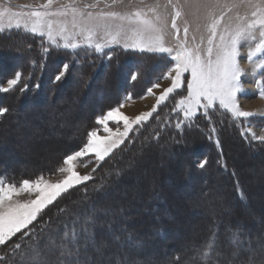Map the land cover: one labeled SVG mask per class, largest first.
<instances>
[{
    "label": "rangeland",
    "instance_id": "obj_1",
    "mask_svg": "<svg viewBox=\"0 0 264 264\" xmlns=\"http://www.w3.org/2000/svg\"><path fill=\"white\" fill-rule=\"evenodd\" d=\"M70 2L71 0H54L50 8L43 9L40 8V5L46 3V0H0V9L7 7L12 12L21 13V16L13 18V23L16 19H19L22 25L20 29H5V31L0 32V42L12 33V42L17 43L15 46L13 45L12 49L14 50H11L12 52L9 51L11 49L10 44L6 45L5 48H8V50L4 48V55H0V83H4L11 78L16 71L22 72V66H29L31 58L24 56L23 60V56H21V52L26 49L24 46L26 43L24 42L28 38L32 39L30 42L36 48L41 49V45L48 48L43 78L40 77V74H31V71H27V74L22 73V82L31 84L30 87L34 84L33 82L37 84L40 82L38 89L43 92L41 99L35 101L31 98L33 92H35L34 90L29 91L31 101L25 102H22L21 95L17 97V94L9 98L10 100L5 98L7 94H11L13 91L0 92V107L9 106L10 108V112L0 116V124H2L0 125V146L13 145L14 149L22 154L18 156L15 153L16 151L11 153L0 148V159L10 158L4 164L0 163V172L7 169L6 165L11 164L12 169L8 168L10 175H15L18 173L17 171L26 173L36 170L35 172H42H34L35 175L31 177L22 175L26 179H33L43 173L45 178L52 182L61 180L64 174L57 172L56 169L62 166L63 158L66 155L80 150V146L76 149L68 147L65 141L72 142L79 133L82 136V125L88 122L89 117L92 115L87 111V106L91 105V107L99 109L122 100L123 107H120V111L134 119L143 112L151 111L163 89L170 86V80H157V77L165 73L174 63L167 53L141 52L131 48L124 49L122 46L123 41H121V44H113L104 48L101 52H97L94 45L96 42H103V31L93 38L92 46H88L83 42L81 36L73 35L78 30L72 27L71 12L67 16L48 18L54 21L53 35L56 38V44H52L48 40L46 30L45 35L41 36L39 33L34 34L23 28L24 23L28 24L29 29L32 24V20L24 16V13H30L33 10L56 11L65 8ZM93 3L94 0H76V3L72 6L85 12H91L93 16H98L101 12L125 14L136 9L147 11L148 7L157 5V0H142V2L141 0H131V2L130 0H123L122 3L114 5L110 4V0H108V3L101 0L97 6L85 8V5ZM165 6L166 0H159L157 11L162 12L167 20V24L163 28L164 45L175 49L178 40L175 31L171 28V17L174 15V11L171 5ZM209 9H211V13L216 15H220L221 12L226 13L221 28L227 23L235 27L239 23L237 13L246 16L250 15L252 10L247 5H239L234 7L232 11H227V8L221 5L185 4L181 0L179 10L182 15L177 19V26L181 29L180 39L183 40V27L187 22L189 47H194L203 40L201 49H206L208 36L206 25L211 14ZM149 15L152 16L153 14L149 13ZM104 22L110 26V30L113 32L122 23L127 27L126 22H122L118 18H107ZM3 23L5 25L8 23L7 17L4 18ZM64 24L67 25V31L64 35L68 36L73 42L79 43L80 47L76 49L63 47L64 39L56 33ZM57 50L79 54L87 53L86 55L92 53L103 59V76H99L92 81L83 80V85L85 82L98 83L99 85L95 86L97 91L85 93L84 90L80 89L81 81L74 78L76 73L71 75L69 71L62 77L66 80L63 87L62 78L60 81L55 80V76L63 69L62 61L58 60L56 56ZM49 51L52 53L48 54ZM119 52L122 54H137L140 58L134 57L135 60L129 59V61L125 58L126 62H122V65H120L121 72L113 76L110 71L114 66L109 61L111 59L108 56ZM145 54L147 57H151L143 58L142 55ZM174 54L173 52L172 55L174 56ZM35 55L38 56V53H35ZM246 57L247 50L244 46L241 47L240 63L245 70V75L241 77L242 90L237 93V100L241 109L254 112L256 114L254 117L237 119L233 117L230 111L224 109L229 113L236 127H223L217 123L213 127L207 124L209 131L206 132L210 137H213L214 146L203 145L195 134L191 133L187 136H185V133H179L176 138L166 136L160 142H155L153 136L147 132L140 140L138 139L144 147H138L133 152L119 156L115 162L117 166L111 168L106 173V177L94 185L91 190L86 189L89 194L84 195L81 193L72 195V197H63L67 192L82 184L69 189L44 210L42 216L38 218L39 222L51 217V225L55 228L61 221L71 219L74 214H84L90 211L91 206L94 204L97 207L104 206L117 211L123 209L130 230L135 231L137 235L147 241L143 254L139 257V259L145 261V264H168V260L180 252L185 245L203 240L208 235V229L214 218L222 221L223 224L235 225L241 222L252 224V227L247 230L253 234V244H255L261 234H264V231L262 232L264 230V143L252 141L250 133L241 135V131L243 128L248 127V121H251L253 131L257 135H264V99L258 95L259 89L253 83L252 65ZM33 58H35L34 55ZM81 58L83 59L82 56ZM137 68H139L140 75L137 80L133 81L131 80V72ZM67 75L70 76V79H66ZM102 83L104 87L110 88V92L107 93L106 89L101 91ZM153 83H159L161 86L153 88V94H148L147 89ZM142 89H146L144 94H142ZM66 90H71V92H66ZM175 93L176 95L172 99L169 109L163 112L162 121L169 120L173 113L175 125L183 121L181 130L198 124L196 120L203 114V109L198 110L191 120H185L183 112L179 109L175 112L172 111L180 96L186 95V91L180 89ZM162 104L157 107V110ZM59 106L64 110H62L60 116L56 117L57 110L54 111V108ZM37 107L38 111L36 113L30 111ZM39 108L43 110L42 113ZM215 109L219 110L218 105ZM48 112L52 115L46 121L48 123L46 125L43 123H45V114ZM72 112H76L77 116H70ZM211 112L212 109L209 110V113ZM64 114L66 115L64 116ZM103 114L105 113L101 115ZM210 116L214 122L217 121L216 115L211 114ZM142 124L144 122L133 125L128 137L124 138V142ZM43 126L42 131H39ZM108 126L113 131L117 128L123 131L124 128L123 121H109ZM211 128H215L216 131L211 132ZM95 129L98 130V135L101 137L108 135L102 125L97 124ZM58 138L62 142L54 141ZM4 139L8 142L2 144L1 140ZM46 139L48 140L46 141ZM217 140L220 149L224 150L226 156L222 163L223 166L220 167H217L215 163V152L218 149ZM175 144H180L181 148L187 150L180 151V149H177L174 151L170 146ZM187 144L189 147H187ZM247 148H250V150ZM204 152L210 155L209 161L204 156ZM112 153L106 156L103 161L97 160L94 153H89L82 160L76 162L75 170L80 175H90L93 178L96 176L99 165ZM57 157L60 158L54 164ZM178 157H181L182 160L177 162ZM202 160H206L207 163L203 168H200L197 165ZM46 167H49L48 171ZM203 169L205 170L203 171ZM115 176L124 177L114 179ZM16 182L19 184L20 181ZM241 192L243 198H241ZM22 198L27 199L29 197L25 194ZM161 198L164 201L160 200ZM166 200L170 202L167 203ZM173 202L178 203V205H173ZM155 203H158V206H155ZM61 208L66 209V211L59 212ZM152 213L157 214L156 217H150L149 215ZM159 227H162L166 234L163 240H160L159 235L156 234ZM261 242H264V240H261Z\"/></svg>",
    "mask_w": 264,
    "mask_h": 264
},
{
    "label": "snow or ice",
    "instance_id": "obj_2",
    "mask_svg": "<svg viewBox=\"0 0 264 264\" xmlns=\"http://www.w3.org/2000/svg\"><path fill=\"white\" fill-rule=\"evenodd\" d=\"M100 2L101 0H94L93 4L85 5V8L95 7ZM122 2L123 0H110L112 5ZM180 2L181 0H166V6L171 5L174 11L171 28L178 40L175 49L164 45L163 28L167 20L162 12L157 11L159 0L155 7H148L147 11L136 9L125 14L101 12L98 16H93L91 12L72 6L76 0H71L68 6L56 11L33 10L23 14L32 20L30 29L27 23H24L23 28L41 36L45 35L46 30L48 40L52 44H56L53 35L54 21L48 18L67 16L71 12L72 27L78 30L73 35L81 36L88 46H92L93 38L103 31V42H96L94 45L97 52L123 41L124 49L167 53L174 63L157 77V80L167 79L171 83L157 97L151 111L131 119L120 111V107H123L121 104L96 118V123L102 125L108 135L99 136L97 129L89 131L82 148L66 155L62 166L56 169L64 174L61 180L52 182L41 173L33 179H23L17 184L0 177V252L3 253L0 255V264H145L139 257L142 256L147 241L130 230L123 209L117 211L94 204L90 211L74 214L71 219L61 221L55 228L51 225V217L42 223L38 218L61 194L92 178L90 175H80L75 170L77 161L89 153H94L97 160L103 161L124 142L133 125L148 121L153 112L157 111V107L177 90L185 89L186 95L180 96L172 111L181 110L185 120H191L198 110L203 109V115L211 121L209 110L215 109L217 105L230 111L237 119L256 115L241 109L237 93L242 90L241 77L245 75L240 63L241 47L246 46V59L252 65L253 83L259 89V97L264 99V0H183L185 4L221 5L226 7L227 11H232L239 5H247L252 9L250 15L241 16L237 13L239 23L235 27L227 23L223 28L221 25L226 13L216 15L209 9L211 14L206 25L207 47L204 50L201 49L203 40L194 47L188 46L187 22L183 27L184 39H180L181 29L177 26V19L182 15L179 10ZM53 3L54 0H46L40 8L48 9ZM105 3H108V0H105ZM149 13L153 15L150 16ZM19 16L21 13L12 12L7 7L0 9V32L5 29H20L22 25L19 19L13 23V18ZM5 17L8 18L6 25L3 23ZM107 18H118L126 22L127 27L122 23L113 32L104 22ZM66 31L67 25L64 24L56 33L64 39L63 47H80L79 43L64 35ZM41 47L43 54H46L48 48L43 45ZM108 58L111 59V55ZM68 69L69 64L65 63L55 80L60 81ZM139 75L137 68L131 72V80H137ZM18 86L21 93L29 88L27 82H22L20 71L0 83V92L17 90ZM39 86L35 85L36 88ZM160 86L159 83H153L147 93L153 94V88ZM9 111L7 107H0V116ZM109 121H123V131L119 128L113 131L108 126ZM182 123L183 121L176 123L175 127L181 128ZM248 124V127L242 129L241 135L250 133L252 141L264 143V135H257L253 131L251 121H248ZM215 131V128H211V132ZM217 145L219 146L218 140ZM206 163V160H202L197 166L203 168ZM237 189L239 191L238 185ZM25 194L29 198L23 199ZM240 195L243 198L242 192ZM65 211L64 208L59 209L61 213ZM156 234L159 235V231ZM253 239V234L244 225L223 224L214 218L208 235L199 242L185 245L168 260V264H264V242H261L264 240V234H261L255 244Z\"/></svg>",
    "mask_w": 264,
    "mask_h": 264
},
{
    "label": "trees",
    "instance_id": "obj_3",
    "mask_svg": "<svg viewBox=\"0 0 264 264\" xmlns=\"http://www.w3.org/2000/svg\"><path fill=\"white\" fill-rule=\"evenodd\" d=\"M11 34H10V36H6L5 38H3V40L0 42V53H1L0 55H4L3 49L6 47V45L10 44V48H11V49H9L10 52H12L11 50H14V49H12V47H13V45L15 46V44H17V43L16 42H12V39H13L12 36L13 35H11ZM22 39L26 40L24 37H22ZM30 40H32V39L28 38L24 42V43H26V45H24L26 47V49H25L26 51L25 50L22 51L21 52V56H23V60H24V56H26L28 58H31L32 62L30 61L29 66H22L21 68H22L23 71L21 73L27 74V71H31V74H34V75L40 74V77H42L43 72H44V70L46 68L45 67V61L47 60V56L48 55L43 54L42 48L41 49L36 48V46L32 42H30ZM6 50H8V48ZM36 50H38V51H36ZM28 53H30V55H28ZM35 53H38V56L35 55ZM50 53H52V52L49 51L48 54H50ZM120 53L121 52H119L118 54L113 53L112 56H111V60H109L111 62V64L114 66V68L110 71L113 76H116V74L121 72V69H120L121 66L120 65H122V62H126L125 61L126 59H128V61H129V59H134V57L135 58L137 57V59L140 58V56H138L137 54H129V53L128 54H122V53L120 54ZM86 54H83V53L79 54V53H76V52H70V51H64V50H59V51L57 50V52H56V56H57L58 60L62 61V66L65 63H67V64H69L68 71L70 72V74L72 75V74L76 73L74 78L78 79V81H81L80 82V89L84 90L85 93L92 92V91H97L95 86H98L99 84L98 83H96V84L94 83L93 84V83L85 82L84 85H83V80L92 81V80H94L95 78H97L99 76H103V74H104V70H103L104 67H102L103 59H101L96 54H92V53H90L88 55H86ZM33 55L35 56V58H33ZM119 55H121V56H119ZM81 56L83 57V59L81 58ZM142 57L144 58V57H147V56L145 54V55H142ZM148 57H151V56H148ZM68 76L69 75H67L66 79H70V76L69 77ZM79 76H80V78H79ZM64 81L66 82V80H64V78H62V87L64 85ZM33 83L34 84L32 85V87H30L31 84L28 83L29 84V88L25 92H23V93L19 92V90H18L19 87H17V90H14L11 94H7L5 96V98H8V100H10L9 98H12V97H14V95L16 96V94H17L18 95L17 97H19L21 95L20 99H21L22 102H25V101H28V100L31 101V99L29 97V91L34 90L35 92H33V95L31 96V98L33 100H35V101H37L38 99H41V97L43 96L42 95L43 92H42V90H39L38 88L34 87L37 84L36 82H33ZM38 84L40 85V82ZM101 86H102L101 87V91L106 89L107 93H108V91L110 92V88L109 87H104L103 83L101 84ZM141 91H142V94H144L146 92V89H142ZM177 91H179V90H177ZM66 92H71V90H68V91L66 90ZM175 95H176V93H172V95L169 97V99L166 100L165 102H163L162 106H160V108L153 114V116L150 118V120H148L147 122H144V124H142V125H139L135 129V131L129 136V138L126 139V141L123 143V145H121L118 149H116L103 163H101L99 165V167L96 170V176H94L89 182H87L85 184H82V185H80L78 187H75L71 191L67 192L65 195H63V197H66V196L67 197H72V195L81 194V193L84 194V195L89 194V192L87 190L85 191V189L91 190L94 185L98 184L99 181L103 180L106 177L105 176L106 173L111 168H113L116 165L115 162L117 161L119 156H122L124 154H128L130 152H133L138 147L139 148L144 147V146H142L141 142L138 141V139L140 140L143 136L146 135L147 132H149V134L153 136V141H155V142H160L166 136H168V137L170 136V137L176 138L179 133L180 134H184L185 133V136H187V134L191 133L193 135L195 134L196 138L198 140H200L203 143V145L214 146L215 142H214L213 137H210L208 132H206V131H209V128L207 127L208 126L207 124H209L210 126H213V127L216 126L215 123L221 124V126H223V127H225V126H232V128L236 127V124L231 120V116L229 115V113L226 110H224L223 108H221V109L219 108V110L212 109V112L209 113L210 115L214 114V115L217 116V118H216L217 121L216 122H214V120L212 118H211V121H209L202 114L196 120L198 124H194V125H192L190 127H187V129H185V130H181L180 128L178 129V128L175 127V124L173 122V116H174L173 113L170 116L169 120H166L165 122L162 121L163 112L167 111L169 109L170 103H172L171 101L175 97ZM5 103H8V102H5ZM121 103H122V100H119L117 102H113V103H111L109 105L103 106V107H101L99 109H95V108L91 107V105L87 106L86 107L87 111L92 113V115L89 117L88 122H86L84 125H82V136H80V133H79L77 138L75 140H73L72 142L69 143V142L65 141V143L68 145V147H70V148L73 147V149H76L77 147L80 146L79 148H82V146L87 141V133L97 127L96 118L98 116H100L102 113H106L110 108L118 107ZM7 108H9V106ZM55 110H57L56 117H58V116H60V114H62V110H64V108L59 106L58 108L57 107L54 108V111ZM30 111H33V112L36 113L38 111V107L35 108V109H32ZM39 111L41 113L43 112V110L41 108H39ZM45 115H46V117H44L45 123H43V124L48 125V123L46 121H48L51 118L52 114H50V112H48ZM65 115L66 114H64V116ZM70 116H77V113L76 112H72L70 114ZM39 124H40V122H39ZM0 125H2V124H0ZM15 126H16V124H15ZM43 128H44V126L41 127L39 131H42ZM204 132H205V135H204ZM47 140L48 139H46V141ZM54 141H58L59 143L62 142V140H60V138H58V139H56ZM6 142H8V140H5V139L1 140L2 144L3 143L5 144ZM63 142H64V140H63ZM170 147H172V149L174 151H176L177 149H180V151H184V149H185V148L184 149L181 148L180 144H175V145H172ZM187 147H189V145ZM0 148L2 150H4V151H8V152H11V153H13V151L14 152L16 151L15 153L18 156L22 155V154H20V152H18L16 149H14L13 145H6V146H3V147L0 146ZM250 148H247V149L250 150ZM186 150L187 149H185V151ZM204 153H205L204 156L209 161L210 155L208 153H206V152H204ZM225 157L226 156H225L224 150L222 148L220 149V146H218V149H216V152H215V163L217 164L216 165L217 167L223 166L222 163L225 160ZM59 158L58 157L56 158V160L54 161V164H56L58 162ZM180 158L181 157H178L176 159V161L177 162L181 161L182 159H180ZM9 159L10 158H8V157H6L4 159H0V163L4 164ZM218 164H220V165H218ZM6 167H7V169H5L4 171L0 172V176L1 177H6L11 182L22 181L23 179H26L25 176H23L22 174H24L26 176L29 175L31 177L32 175H35V173L42 172V171L35 172L36 170H32V171L26 172V173H24L22 171L19 173V171H17L18 173H16L15 175H13V174L10 175L9 174L10 173L9 169H12V165L8 164V165H6ZM46 168H47V171H48L49 167H46ZM195 170L197 172H199V170H197L196 168H195ZM204 170L205 169H203V171ZM123 177L124 176H115L114 179H122ZM19 179H21V180H19ZM108 180H109V178H108ZM91 194H93V193H91ZM160 200H163V199L161 198ZM166 202L168 203L170 201L166 200ZM154 205L158 206V203H155ZM173 205H178V203L176 204L175 202H173ZM156 215L157 214L152 213L149 216L154 218V217H156ZM42 222H43V220L40 223H42ZM239 224L244 225L246 229H249L250 227H252V224L249 223L250 224L249 225L247 222H241ZM37 227H39V224H37ZM263 231L264 230H262V232ZM159 233L160 234H159L158 238L160 240L161 239L163 240L166 237V234H165V231L162 229V227H159ZM152 237H154V236L152 235ZM2 254L3 253L1 252V255Z\"/></svg>",
    "mask_w": 264,
    "mask_h": 264
},
{
    "label": "bare ground",
    "instance_id": "obj_4",
    "mask_svg": "<svg viewBox=\"0 0 264 264\" xmlns=\"http://www.w3.org/2000/svg\"><path fill=\"white\" fill-rule=\"evenodd\" d=\"M27 155V154H26Z\"/></svg>",
    "mask_w": 264,
    "mask_h": 264
}]
</instances>
